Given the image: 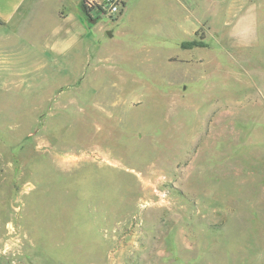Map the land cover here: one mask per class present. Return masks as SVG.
I'll return each instance as SVG.
<instances>
[{"label": "rangeland", "instance_id": "obj_1", "mask_svg": "<svg viewBox=\"0 0 264 264\" xmlns=\"http://www.w3.org/2000/svg\"><path fill=\"white\" fill-rule=\"evenodd\" d=\"M116 1L0 25V264H264V0Z\"/></svg>", "mask_w": 264, "mask_h": 264}, {"label": "crops", "instance_id": "obj_2", "mask_svg": "<svg viewBox=\"0 0 264 264\" xmlns=\"http://www.w3.org/2000/svg\"><path fill=\"white\" fill-rule=\"evenodd\" d=\"M46 0H0V25L16 18L20 22L32 17L36 9L41 7Z\"/></svg>", "mask_w": 264, "mask_h": 264}, {"label": "built area", "instance_id": "obj_3", "mask_svg": "<svg viewBox=\"0 0 264 264\" xmlns=\"http://www.w3.org/2000/svg\"><path fill=\"white\" fill-rule=\"evenodd\" d=\"M92 4L93 0H89L88 6H91ZM121 7H123L122 4L116 0H105L101 4H99L96 9L98 10V12L112 15L120 12Z\"/></svg>", "mask_w": 264, "mask_h": 264}, {"label": "trees", "instance_id": "obj_4", "mask_svg": "<svg viewBox=\"0 0 264 264\" xmlns=\"http://www.w3.org/2000/svg\"><path fill=\"white\" fill-rule=\"evenodd\" d=\"M89 0H81V7L85 14L89 15L94 8H97L98 5L93 3L91 6H88ZM122 6H124V3L120 1ZM183 48H192V47H204V44L202 42H186L182 44Z\"/></svg>", "mask_w": 264, "mask_h": 264}, {"label": "water", "instance_id": "obj_5", "mask_svg": "<svg viewBox=\"0 0 264 264\" xmlns=\"http://www.w3.org/2000/svg\"><path fill=\"white\" fill-rule=\"evenodd\" d=\"M108 35H109V36L111 35L110 32H108Z\"/></svg>", "mask_w": 264, "mask_h": 264}]
</instances>
